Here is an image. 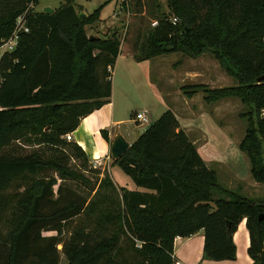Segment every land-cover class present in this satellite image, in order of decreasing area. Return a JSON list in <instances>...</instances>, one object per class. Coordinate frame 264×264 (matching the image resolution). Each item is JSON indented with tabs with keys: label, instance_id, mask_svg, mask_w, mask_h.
<instances>
[{
	"label": "trees",
	"instance_id": "1",
	"mask_svg": "<svg viewBox=\"0 0 264 264\" xmlns=\"http://www.w3.org/2000/svg\"><path fill=\"white\" fill-rule=\"evenodd\" d=\"M38 1L0 0V42L23 15L29 28L0 63V264H61L62 254L67 264H176L175 239L202 230L204 260L234 261V234L244 220L249 256L264 264V201L220 184L171 110L114 161L147 192L119 189L108 175L96 183L85 176L100 172L65 137L111 98L109 69L122 43L116 33L94 40L87 35L104 6L81 18L74 0L52 13L36 12ZM129 1L139 7L143 0H124L123 9ZM166 4L168 11L158 5L134 59L212 56L237 85L191 86L185 94L201 91L208 104L238 99L248 107L239 150L254 181L264 184V0ZM102 135L109 141L107 132ZM20 142L37 150L20 154ZM74 160L81 165L74 167Z\"/></svg>",
	"mask_w": 264,
	"mask_h": 264
},
{
	"label": "crops",
	"instance_id": "2",
	"mask_svg": "<svg viewBox=\"0 0 264 264\" xmlns=\"http://www.w3.org/2000/svg\"><path fill=\"white\" fill-rule=\"evenodd\" d=\"M33 9L36 11V5ZM45 10L55 12L56 9L47 8ZM45 10L43 12H45ZM77 12L80 13V15H85V17L89 16V14L84 13L83 10H77ZM118 15L120 14H114L111 20H104L101 18V26L104 24L106 26H117L121 18V16L118 17ZM89 30L94 32L92 26H87V35ZM88 36L94 38L98 35L91 34ZM203 58L204 56L196 60L192 59V61H201ZM218 68L220 67L218 66ZM221 72L219 71L209 83H194L191 86L203 85L209 87V85H211L209 88L219 89L221 88V86H219L221 85V80L227 77L224 71L222 72L224 75H222ZM111 73V98L107 100V103L102 108L83 118L78 129L72 133V142L76 143L85 152L90 166L92 167H90V169L100 172L98 175L100 181L105 175H108L119 189L123 188L129 191L147 192L145 189L138 188L132 179V182L128 179L125 180L118 172H115L118 166L114 164L116 160L112 157L111 148L113 142L119 136H122L129 146H131L139 136L145 132L140 131L142 127L136 124V114L146 113L149 116L148 111L150 108L148 106L157 105V115L160 116L167 110H171L176 115L181 128L196 145L201 158L210 169L216 171L219 182L221 179L220 173L223 169L225 172H228V176L239 182L249 184L254 182L252 181V176L251 178L248 176L245 180H241L231 173L232 171L229 164L231 158L229 157L228 150H235L236 148L239 150V146L227 133L222 123L217 122L215 118L217 114L214 113L216 112L214 108L220 107L225 101L209 104V106L213 107V109L209 111L202 108L198 109L195 105L189 108V104L185 102L182 109L177 107L179 109L178 112V109L173 107V104H176L175 101L171 98V104L168 103L162 96L163 94L162 90L159 88L160 86L158 87V85L152 81L153 62H136L133 53H131L129 49L125 50L123 44H121L120 55ZM202 73L203 71L196 74L186 73V76H179L178 80L182 82H193V80L196 79H203L204 75ZM177 83L178 82H176L175 85L171 84V88L177 86ZM196 95L190 96L188 100H194L197 98ZM140 102L143 104L141 105L143 107V111L141 112L137 111L136 106H134ZM186 106L188 109H186ZM181 112L184 113V115H181ZM155 121L151 122V124ZM103 131L107 132L109 141L104 139L102 135ZM117 177L121 179V183L117 181ZM234 243L237 249L236 259L234 261L215 262L203 259L205 245V233L203 230L190 238L178 237L174 242V257L176 259V264H253L254 262L248 253L251 241L246 220L239 225L234 234Z\"/></svg>",
	"mask_w": 264,
	"mask_h": 264
},
{
	"label": "rangeland",
	"instance_id": "3",
	"mask_svg": "<svg viewBox=\"0 0 264 264\" xmlns=\"http://www.w3.org/2000/svg\"><path fill=\"white\" fill-rule=\"evenodd\" d=\"M65 2L66 0H39L38 4L36 5V11L43 12L47 8L57 10ZM74 4L78 11L83 10L84 13H88L89 15L100 9L101 6H104L101 10V18L104 20H111L114 14L116 15L117 13H119L120 15H118V17L121 16V18L119 19L117 26H106L105 24L101 26L100 20L99 22L92 25L94 32H91L92 30H89L88 35H98L97 37L104 38L116 33L119 36L121 43L124 45V49H129L131 53H133L134 48L143 41V36L146 28L153 22L152 18L156 13L158 5H161L164 10L168 11L166 0H143L141 6L139 7L136 6L135 3L129 1L124 9L123 0H74ZM150 61L153 62L152 81L157 84L158 87L160 86L159 88L160 90H162V96L168 103L171 104V98L175 101L176 104H173V107L175 109H182L185 102L189 104V108L195 105L198 109L202 108L206 111L213 109V107L209 106V104L204 100V92L200 91L193 94L192 96H195L197 94V98L192 101H189V97L185 94L186 92H192L189 87H191V85H193L194 83H209L219 71L223 72L221 68H218L219 64L212 56L205 55L201 61L193 62L192 59L175 53L167 56L157 57ZM201 71H203V79H196L193 80V82H182L181 80H178L179 76H186V73L196 74ZM222 72L221 74L224 75ZM226 75L227 77L221 80V85L219 86H221V88L236 86V80L231 78L228 74ZM175 81L178 82L177 86L171 88L172 85H175ZM210 86L211 85H209V87ZM224 101L225 102L222 103L220 107L214 108L216 111L214 113L217 114L215 115V118L217 122L222 123L227 133L235 142L238 143L239 146L240 142L245 137V133L248 127L247 121L242 118V114L248 110V107L243 105L238 99H227ZM141 105H143L141 102L134 105L136 106L137 111H143V107ZM148 107L150 108V110L148 109V113L151 122L161 117V115H157V105H149ZM186 109H188L187 106ZM181 115H184V113L181 112ZM147 128V126L142 127L140 131H146ZM131 130L133 131L132 128ZM15 148L20 154H29L32 151L37 150L36 147H29L21 142L15 144ZM228 152L230 155L229 157L231 158L229 164L233 176H236L241 180H245L248 176L251 178L250 163L248 157L244 153H241L237 148L235 150H228ZM72 165L74 167H78L81 165V162L78 160H74L72 161ZM89 167L91 166L89 165ZM115 172H118L125 180L128 179L130 182H132L131 178L128 177L119 166L116 167ZM227 173L228 172H225L224 169L220 173V182L225 188L244 197H248L251 200L259 202L264 201V184L257 183L254 181V179H252V181H254L256 184L254 182H252L251 184L239 182L234 178L228 176ZM84 174L92 181V183H96L99 179L97 176L95 177L89 172ZM48 175L55 176V173L51 172L48 173ZM117 181L120 183L122 182L118 177ZM66 184L78 190L79 192L87 193V191L79 183L68 181L66 182ZM44 235L52 236L55 235V233L47 232L44 233ZM59 249H62V245L59 247ZM61 264H67L66 258L63 254L61 255Z\"/></svg>",
	"mask_w": 264,
	"mask_h": 264
},
{
	"label": "built area",
	"instance_id": "4",
	"mask_svg": "<svg viewBox=\"0 0 264 264\" xmlns=\"http://www.w3.org/2000/svg\"><path fill=\"white\" fill-rule=\"evenodd\" d=\"M172 22L176 24L178 21L176 18H174ZM157 25H158L157 22H154L152 24L153 27H156ZM28 32H29V28L26 26V15H23L17 20L15 30L11 35V37L0 42V63L2 62L3 58L6 55L12 54L16 50L19 42L20 34L28 33ZM109 71L111 72V69H109ZM135 122L140 127H145V126L149 127L151 125V120L146 113H137L135 117ZM65 139L68 142H72L73 141L72 134L66 135Z\"/></svg>",
	"mask_w": 264,
	"mask_h": 264
},
{
	"label": "water",
	"instance_id": "5",
	"mask_svg": "<svg viewBox=\"0 0 264 264\" xmlns=\"http://www.w3.org/2000/svg\"><path fill=\"white\" fill-rule=\"evenodd\" d=\"M45 13H52L50 10H45ZM81 18H85V15H80ZM91 40H94L93 37H90ZM129 144L124 140L122 136H119L112 144L111 152L112 157L115 160L120 159L129 149ZM263 217L260 218L262 220ZM228 226H230V223H228Z\"/></svg>",
	"mask_w": 264,
	"mask_h": 264
}]
</instances>
